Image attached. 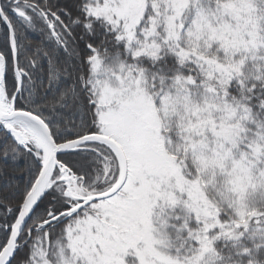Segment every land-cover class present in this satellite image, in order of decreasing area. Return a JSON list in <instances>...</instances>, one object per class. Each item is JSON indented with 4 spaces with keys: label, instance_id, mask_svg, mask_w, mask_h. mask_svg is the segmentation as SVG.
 <instances>
[{
    "label": "snow or ice",
    "instance_id": "obj_1",
    "mask_svg": "<svg viewBox=\"0 0 264 264\" xmlns=\"http://www.w3.org/2000/svg\"><path fill=\"white\" fill-rule=\"evenodd\" d=\"M0 264H264V0H0Z\"/></svg>",
    "mask_w": 264,
    "mask_h": 264
},
{
    "label": "trees",
    "instance_id": "obj_2",
    "mask_svg": "<svg viewBox=\"0 0 264 264\" xmlns=\"http://www.w3.org/2000/svg\"><path fill=\"white\" fill-rule=\"evenodd\" d=\"M0 183H3V180L2 179H0Z\"/></svg>",
    "mask_w": 264,
    "mask_h": 264
}]
</instances>
